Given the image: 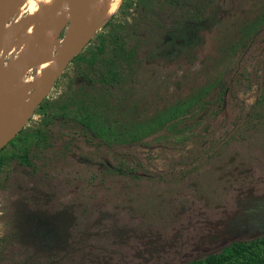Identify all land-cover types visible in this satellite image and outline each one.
Instances as JSON below:
<instances>
[{
  "label": "rangeland",
  "instance_id": "rangeland-1",
  "mask_svg": "<svg viewBox=\"0 0 264 264\" xmlns=\"http://www.w3.org/2000/svg\"><path fill=\"white\" fill-rule=\"evenodd\" d=\"M206 2L200 10L188 0L202 17L186 40L165 35L162 48L140 51L151 79L144 83L138 70L99 137L62 119L38 137L33 116L26 140L0 151L8 157L0 236L12 212L40 210L45 221L30 216L21 229L7 227L0 264H184L264 233V0ZM63 9L40 32H51ZM67 28L51 32V56ZM35 38L21 61L41 48ZM17 56V48L1 52L2 65ZM36 74L29 65L17 78ZM22 146L34 174L18 164ZM233 264H264V244Z\"/></svg>",
  "mask_w": 264,
  "mask_h": 264
},
{
  "label": "trees",
  "instance_id": "trees-1",
  "mask_svg": "<svg viewBox=\"0 0 264 264\" xmlns=\"http://www.w3.org/2000/svg\"><path fill=\"white\" fill-rule=\"evenodd\" d=\"M187 2L188 0H121L116 10L91 34L82 49L74 54L55 78L50 95L39 100L32 110L31 118H27L17 132L0 147V151L7 145L13 146V139L22 142L26 140L28 133L25 127L33 116L34 120L30 122L38 137L44 136V127L56 119L72 121L74 125L89 132L90 136L99 137L104 124L110 119L109 116L123 108L128 95L132 94L131 91H124V87L136 79L139 69L142 73L145 68L142 65L145 55L141 52L150 53L168 44L163 39L165 35L170 41L186 40L187 29L200 21L201 11L200 15H197L198 11L192 13ZM193 2V5H189L200 10L209 4L206 0ZM159 16L164 17L165 21L160 22ZM142 75L139 77L144 83L151 79L149 74ZM223 91H219V96ZM88 138L87 135L85 140ZM21 149L22 152L15 155L18 164L29 167L34 174L36 168L27 158L25 148L22 146ZM7 165L8 157L0 155V171L7 169ZM34 182L36 186L35 179ZM17 204L13 203L12 210ZM30 211L33 212V208ZM39 211L36 210L32 215L21 214L19 218L13 216L12 212L2 222L5 231L0 236V243L11 235L6 230L11 224L12 229L19 227L30 216L31 219L38 218L45 222L43 215L37 213ZM36 232L39 231L35 230V236ZM260 244H264V233L248 241H232L217 252L207 253L184 264H233L235 259Z\"/></svg>",
  "mask_w": 264,
  "mask_h": 264
},
{
  "label": "bare ground",
  "instance_id": "bare-ground-1",
  "mask_svg": "<svg viewBox=\"0 0 264 264\" xmlns=\"http://www.w3.org/2000/svg\"><path fill=\"white\" fill-rule=\"evenodd\" d=\"M74 2H79L81 8L77 24L79 47L110 17L120 0H64L61 6L65 10L61 12H65L52 31H57L68 22ZM57 6L55 0H0V53L6 50L9 52L12 48H17L18 51L16 59L10 60L6 67L0 60V146L13 134L22 117L28 114L31 104L47 91L46 84L41 82L49 81L47 74L51 72L50 67L56 59V54L51 56L52 31L40 32V26L37 25L45 27L47 20L56 14ZM61 6L59 5L58 9ZM11 16L14 19L6 25L5 21ZM36 36L38 38H35ZM32 38L38 40L41 48H34L30 53H26L24 61H21L24 49ZM12 39H16L13 44ZM29 54L31 56L28 60ZM29 65L35 66L37 74L31 82L23 81L24 86L17 74L20 69L25 71ZM28 88H31L30 92Z\"/></svg>",
  "mask_w": 264,
  "mask_h": 264
},
{
  "label": "water",
  "instance_id": "water-1",
  "mask_svg": "<svg viewBox=\"0 0 264 264\" xmlns=\"http://www.w3.org/2000/svg\"><path fill=\"white\" fill-rule=\"evenodd\" d=\"M55 1L58 5L57 8L55 9V11H57L59 5L61 6L64 0H55ZM80 9L81 8H80L79 2H74L72 10H71V17L68 20V28L66 30V33L62 37L61 46L59 47L58 50L55 51L56 59L51 64V67H50L53 73V77L49 81L43 80L41 82V84H46L47 89L48 87L50 88L52 86V83L55 80V78L63 71V69L65 68L67 63L70 61V59L74 56V54L78 52L79 49L83 46L81 45L77 47V24L80 18ZM42 96L37 98L31 104L30 111L28 112V114L22 117V121L19 124V126L15 129L13 134L10 135V137L3 144H5L17 132V130L26 122L33 108L36 106V104L39 102Z\"/></svg>",
  "mask_w": 264,
  "mask_h": 264
},
{
  "label": "flooded vegetation",
  "instance_id": "flooded-vegetation-1",
  "mask_svg": "<svg viewBox=\"0 0 264 264\" xmlns=\"http://www.w3.org/2000/svg\"><path fill=\"white\" fill-rule=\"evenodd\" d=\"M46 24H47V23H46ZM54 26H55V25H54ZM54 26H53V27H54ZM34 67H35V66H34ZM25 82H31V80H26Z\"/></svg>",
  "mask_w": 264,
  "mask_h": 264
}]
</instances>
